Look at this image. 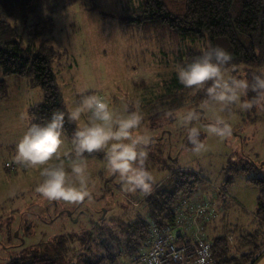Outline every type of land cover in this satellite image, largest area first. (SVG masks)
Segmentation results:
<instances>
[{
  "label": "rangeland",
  "instance_id": "1",
  "mask_svg": "<svg viewBox=\"0 0 264 264\" xmlns=\"http://www.w3.org/2000/svg\"><path fill=\"white\" fill-rule=\"evenodd\" d=\"M139 1L81 0L52 14L54 26L45 37L62 52L53 70L66 108L71 109L79 100L76 92L83 87L107 97L120 112L125 108L136 110L138 105L144 115L142 131L153 137L148 167L158 177L157 184L175 169L197 172L201 181L193 197L212 203L215 222L227 235L232 253L241 254L260 242L255 236L253 241L238 243L245 238L243 233L251 235L254 228H264L253 216L258 189L248 180L264 175V92L250 88L242 101L253 103L252 108L230 107L220 113L231 125V135L219 139L202 130L200 138L206 150L193 153L186 129L175 117L188 108H199L206 99L195 98L191 92L182 107L165 111L169 105L164 102V84L176 67L174 47L168 42L160 46L144 41L117 18V14ZM18 31L23 32L24 43L37 44L44 37L39 32L33 35L27 26H19ZM249 68L229 67L230 74L247 80ZM262 73L264 66L250 71L257 77ZM5 81L8 94L0 100V264L43 255L57 264H77L80 259L99 256L102 249L98 240L108 236L118 218L125 222L135 212H142L145 196L126 193L119 179L108 173L105 156L86 159L91 196L83 202L50 201L38 194L39 170L17 164L14 156L16 142L24 131L21 116L41 102L42 90L27 78L9 76ZM155 113L158 115L152 117ZM210 115L205 111L197 122L202 129ZM70 149L68 140L63 150ZM232 164L253 166L249 171H240L224 189L227 168ZM211 224L205 229L208 236L215 235ZM126 257L123 253L117 263Z\"/></svg>",
  "mask_w": 264,
  "mask_h": 264
},
{
  "label": "trees",
  "instance_id": "2",
  "mask_svg": "<svg viewBox=\"0 0 264 264\" xmlns=\"http://www.w3.org/2000/svg\"><path fill=\"white\" fill-rule=\"evenodd\" d=\"M78 1L81 0H0V100L8 94L5 78H27L42 90V101L28 108V113L35 117L36 122H45L53 111H68L53 70V63L62 52L48 43L45 34L53 29L52 14ZM117 18L123 27L133 28L144 41L160 46L165 42L171 44L175 66L199 55L202 48L208 45L224 47L232 54L228 67L246 65L250 71H256L264 66V0H140L117 14ZM21 25L33 30V35L39 32L44 37L37 44L24 43L23 32L18 31ZM250 71L247 77L252 85L251 81L257 76H252ZM170 74L164 84V102L169 105L165 109L167 112L182 107L191 93L178 82L175 71ZM194 97L207 99L203 91L194 94ZM157 115L155 113L152 117ZM74 127V123L66 120L65 132L70 142ZM103 156L102 152H96L86 154L85 159ZM252 166H228L229 174L222 187L225 189L234 181V176L240 171H249ZM248 180L258 189L256 211L263 221L264 175ZM200 181L195 171L184 168L171 171L155 185L150 195L144 197L142 212H135L134 217L125 222L118 218L117 225L108 231V236L98 240L102 249L99 256L80 259L77 264H115L123 253L135 252L146 241L150 224L163 226L172 223L177 202L193 195ZM255 236H258L256 232L245 235L244 243L253 241ZM211 241L214 264H251L254 255L263 246V243H253L251 250L233 254L225 235L214 237ZM8 264L57 263L55 259L43 255L28 260H12Z\"/></svg>",
  "mask_w": 264,
  "mask_h": 264
},
{
  "label": "clouds",
  "instance_id": "3",
  "mask_svg": "<svg viewBox=\"0 0 264 264\" xmlns=\"http://www.w3.org/2000/svg\"><path fill=\"white\" fill-rule=\"evenodd\" d=\"M232 59L224 47L208 45L199 55L174 69L176 79L185 89L193 94L203 91L207 98L199 108H188L175 117L179 126L186 129L193 153L206 150L200 138L202 130L219 139L231 135V125L220 113L230 107L252 108L253 103L242 101L250 88L264 92V73L250 85L247 79L230 74L228 66ZM76 94L79 100L67 113L53 111L43 123L36 122L27 111L21 116L24 131L16 142L14 159L19 165L39 170L38 194L50 201L68 203L90 198V172L85 155L102 152L108 173L119 179L126 193L150 195L158 177L148 167L153 137L142 131L144 115L139 106L120 112L107 97L90 92L87 87L78 88ZM205 111L211 115L202 129L197 122ZM66 120L75 124L69 151L63 150L69 139Z\"/></svg>",
  "mask_w": 264,
  "mask_h": 264
},
{
  "label": "built area",
  "instance_id": "4",
  "mask_svg": "<svg viewBox=\"0 0 264 264\" xmlns=\"http://www.w3.org/2000/svg\"><path fill=\"white\" fill-rule=\"evenodd\" d=\"M177 203L172 223L163 226L151 223L146 241L126 255L123 262L116 263L214 264L212 241L205 231V224L214 215L212 203L193 195Z\"/></svg>",
  "mask_w": 264,
  "mask_h": 264
},
{
  "label": "crops",
  "instance_id": "5",
  "mask_svg": "<svg viewBox=\"0 0 264 264\" xmlns=\"http://www.w3.org/2000/svg\"><path fill=\"white\" fill-rule=\"evenodd\" d=\"M252 212L254 213L253 216L255 217V220L256 222H258L259 226H261V224L263 225L264 224V220L262 221L258 216H257V211H256V205H255V208L254 210H252ZM213 221V223L211 224V222ZM252 222V221H251ZM210 223L211 224V228L213 230V233L215 234L214 236H209V238H214V237H217L219 235H225L227 236L226 234H223L221 231H220V224L215 222V217L213 216L210 221L207 222V224ZM207 224H205V229L206 227L208 226ZM252 232H257L258 234V237L260 238V242L259 243H263V246L260 248V250L254 255V259H253V262L251 264H264V228H262V230L258 229V228H254ZM207 236H208V233H206ZM245 235H250L249 232H246V233H243ZM244 235V236H245ZM261 237H262V240H261ZM244 239L245 238H242L241 240H237L238 243H241L243 242L244 243ZM233 240V239H232ZM236 241V240H234ZM252 249V248H251ZM251 249H248V250H251Z\"/></svg>",
  "mask_w": 264,
  "mask_h": 264
},
{
  "label": "flooded vegetation",
  "instance_id": "6",
  "mask_svg": "<svg viewBox=\"0 0 264 264\" xmlns=\"http://www.w3.org/2000/svg\"><path fill=\"white\" fill-rule=\"evenodd\" d=\"M102 211H104V210H102Z\"/></svg>",
  "mask_w": 264,
  "mask_h": 264
},
{
  "label": "water",
  "instance_id": "7",
  "mask_svg": "<svg viewBox=\"0 0 264 264\" xmlns=\"http://www.w3.org/2000/svg\"><path fill=\"white\" fill-rule=\"evenodd\" d=\"M70 214V213H69Z\"/></svg>",
  "mask_w": 264,
  "mask_h": 264
}]
</instances>
